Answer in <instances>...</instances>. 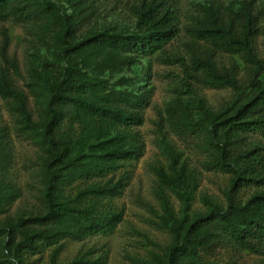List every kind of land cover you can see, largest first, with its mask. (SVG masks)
<instances>
[{
	"label": "trees",
	"instance_id": "trees-1",
	"mask_svg": "<svg viewBox=\"0 0 264 264\" xmlns=\"http://www.w3.org/2000/svg\"><path fill=\"white\" fill-rule=\"evenodd\" d=\"M81 3L69 1L64 7L52 0H0V23L50 35L61 47L53 61L39 64L48 93V118L39 130L32 124L27 96L17 85L20 71L8 54L9 30L0 27V100L22 117V130L46 154L41 175L46 213L13 225L0 223V241L6 240L2 251L11 264H37L39 260L29 259L50 249L51 263L57 264L65 241L107 236L121 222L113 201L122 196L130 174L125 171L118 180L116 176L143 155L144 144L134 129L144 123L149 92L140 87L146 81L144 69L143 77H122L117 84H111L107 74L142 66L140 58L163 53L178 33L169 0H136L128 7L136 21L131 33L105 29L82 35L93 11ZM187 34L191 57L178 60L187 93L195 95L203 87L230 90L232 95L217 109L199 100L198 120L173 115L161 121L178 138L195 145L206 171L229 175V188L226 205L207 198L204 212L192 220L179 219L166 190L189 207L190 196L182 186L188 183L194 189V176L185 170L169 174L162 167L155 169L156 196L163 212L160 225L172 243L154 255V264H222L218 256L223 251L262 256L264 58L258 38L264 36V0H243L224 8L201 5ZM220 55L231 62L220 65ZM54 64L62 69L59 80L49 71ZM5 139L0 129V216L20 196L10 180ZM168 153L176 166L174 153ZM244 190H252L246 200L240 196ZM104 263L85 256L69 264Z\"/></svg>",
	"mask_w": 264,
	"mask_h": 264
},
{
	"label": "rangeland",
	"instance_id": "rangeland-1",
	"mask_svg": "<svg viewBox=\"0 0 264 264\" xmlns=\"http://www.w3.org/2000/svg\"><path fill=\"white\" fill-rule=\"evenodd\" d=\"M52 1L64 7L69 6V1L78 4L83 2L82 7L93 11L92 18L81 32L82 35L105 29L131 33L135 29L136 21L129 14L128 7L136 0ZM169 1L176 15L178 33L166 46L165 51L152 57L140 58L142 66L137 65L131 70L124 69L107 74L110 83L117 84L122 77L141 76V70L144 69L146 81L142 82L140 87L146 88L149 92V106L142 112L144 123L134 129V133L138 134L140 142L144 144L143 155L116 176L118 180L125 171L130 174L122 196L113 201L116 210L122 214L121 222L107 236H92L82 242L65 241V249L59 255L57 264H69L85 256L92 262L104 261V264H154V255L161 254L172 243L171 236L160 225V216L163 212L156 196L155 169L158 167L164 168L169 174H173V170H185L187 175L194 176V189L188 188V183L182 186V191L190 196L189 207L177 194L166 190V195L179 219L186 217L192 220L196 214L204 212L206 208L204 199L207 198L226 205L230 176L206 171L202 167L204 157L195 149V145L174 135L167 122L161 121V118L166 120L177 115L198 120L201 117L198 110L199 100H205L210 108L217 109L230 99L232 95L230 90L198 87L195 95L188 94L183 85L181 62L178 60L188 61L191 57L187 29L193 24L194 19L200 16L201 5L224 8L243 0ZM0 27L9 30L11 44L8 54L17 60L20 71L17 85L27 96L32 124L42 130L43 121L48 118L46 113L48 93L47 85L39 75L42 71L39 64L53 61L61 47L50 35L35 34L28 28L12 22L0 23ZM1 41L0 36V46ZM258 46L260 56L264 58V36L258 38ZM231 60L232 58L226 55L217 57V63L220 65H228ZM80 67L86 66L82 64ZM241 67L243 68V65ZM49 71L54 78L61 79L60 65L54 64ZM21 119L17 112L9 109L6 102L0 100V129L6 135L10 180L20 195L9 211L0 216L1 224L13 225L20 219H29L46 213L43 202L45 187L41 176L46 154L34 139L27 137L28 131L22 130ZM168 151H172L178 160L174 167ZM251 193L252 190H244L240 196L246 200ZM5 241V238L0 241V264H11L2 251ZM51 252L50 249L43 255L34 256L29 260L30 262L39 260L37 264H52ZM218 257L222 264H264V255L247 252L223 251Z\"/></svg>",
	"mask_w": 264,
	"mask_h": 264
}]
</instances>
